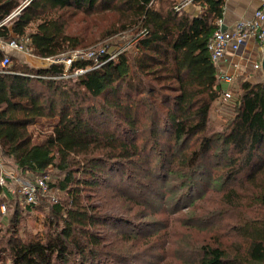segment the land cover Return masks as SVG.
Returning a JSON list of instances; mask_svg holds the SVG:
<instances>
[{"label": "trees", "instance_id": "16d2710c", "mask_svg": "<svg viewBox=\"0 0 264 264\" xmlns=\"http://www.w3.org/2000/svg\"><path fill=\"white\" fill-rule=\"evenodd\" d=\"M22 2L28 4L22 7ZM154 2L0 0V41L22 45L40 59L59 58L81 47L66 32L68 20L79 13H116L105 30L107 38L131 29L137 33L131 41L136 43L134 53L125 50L108 62L105 56L101 66L69 80L63 64L35 68L10 53L11 66H0L2 156L30 183L48 168L62 176L50 185L58 203L40 199L31 208L46 210L48 219L35 244L16 236L19 207L23 209L17 201L10 237L0 247V264H158V252L164 249L152 235L159 229L146 232L137 221L159 214L153 206L188 198L183 224L193 228L190 197L200 200L205 188L222 193L217 220L236 209L230 214L236 220L229 228L232 242L194 246L190 259L179 260L264 264V216L258 217L264 211V80L242 81L235 117L224 131L210 133L209 112L226 87L217 81L206 45L222 18L223 1L196 0L198 16L177 12L176 2L167 9L154 8ZM5 54L0 49V63ZM93 64L75 61L69 73ZM41 118L56 123L43 140L33 143L28 128ZM146 185L150 196L139 198L137 191ZM61 192L66 201L59 199ZM104 195L108 198L101 207L90 204L94 197L105 200ZM2 196L8 194L0 187V204ZM114 199L130 204L132 218L103 213L118 204ZM244 208L255 216H243ZM211 215L199 216V222L213 223ZM121 224L125 228L117 231Z\"/></svg>", "mask_w": 264, "mask_h": 264}, {"label": "rangeland", "instance_id": "374dc122", "mask_svg": "<svg viewBox=\"0 0 264 264\" xmlns=\"http://www.w3.org/2000/svg\"><path fill=\"white\" fill-rule=\"evenodd\" d=\"M27 2H22L20 6L27 5ZM19 10V9H17ZM14 11L13 13H18ZM12 13V14H13ZM116 13H102V14H93L89 16H85L79 13L76 17L68 20V26L66 32L70 36H75L81 41V47L78 51H85L90 49H100V47L108 45L109 49H113L116 46H122L123 49H126L130 52L133 51V47L136 44H131V41L137 33L136 31L131 29L129 31L118 34L115 37L107 38L106 37V29H108L112 23L116 20ZM11 19V18H10ZM9 19V20H10ZM35 26H31L29 28V32L33 31ZM106 30V31H105ZM27 43V42H25ZM26 53H17L12 51L10 53L11 57L23 61L27 63L29 66L35 68H44L52 64H63L64 65V78L67 80L71 78H75L76 75L74 71L70 74L68 71L66 72V64H68L70 55L72 51L68 54L60 56L59 58H50V59H40L36 57H30L29 53L25 50ZM134 53V52H132ZM70 58V59H69ZM12 64V62L10 63ZM72 64V63H71ZM89 70V69H87ZM86 70V71H87ZM241 79H237L233 82V84L229 87V92L231 94V99L227 102L216 101L209 112V125L208 131L210 133L222 132L226 129L229 122L235 117L236 114V105L238 104V95H239V87ZM56 123V119H47L41 118L38 119L34 125L28 128V131L32 134V142L37 143L44 139L46 135L51 132V127ZM0 164L2 166L3 173L15 175L16 177L23 178L18 170H16L13 161L9 158L2 156L0 151ZM46 175L48 176L49 188L50 185L54 184L59 178L61 179V175L57 176V171L53 168H48ZM118 183V180H115L111 183V188H108L107 194L108 196H112L114 192L112 187ZM12 189L15 190L16 186L12 184ZM148 185L144 187V190L137 191V195L140 197L150 196V190L147 189ZM110 189V190H109ZM201 191L200 194L203 193V197L200 200H195L196 197L192 195L190 198H194L193 206L191 210H194L193 216L191 218L193 228H187L184 226V222L187 220L185 218V206L186 203L190 200L186 198V200L182 202H176V205L172 203L169 206L160 207L153 206V211H159L156 216L149 217L145 220H140L137 222H143L144 226H146V232L154 231L155 229H159L153 233L154 240H157L158 247H162L164 250L158 252L160 255V259L157 261L158 264H185V259H190L192 256L190 255V248L194 246H200L201 244H214L213 242L219 241L222 245H229L232 242V238L229 234V228L233 226L235 223V218H231V213H234L236 209L229 210L226 215H220L219 220H217V213L220 209V197L222 195L221 192H217L215 190L207 189ZM250 193V190L246 192V195ZM199 194V195H200ZM50 195L53 199L58 203V195L57 193L50 188ZM59 199L61 201H66V196L63 192H61ZM167 196V194H166ZM169 197V196H168ZM3 200L0 204L5 206V213L2 214L0 211V247L6 245L7 239L10 237L9 232V220L15 211V204L17 201H21L22 198L17 195H12L10 193L8 196H2ZM105 200H99L98 197H94L90 204L101 207L102 204L108 198L104 195ZM138 199V198H137ZM49 203L54 204L52 199H42ZM118 201V199H114ZM114 200L107 201L109 203L115 202ZM39 201H37L38 203ZM23 207H19L21 210L18 226L16 230L17 238L25 244H35L44 234L47 225V211L40 208H33L35 205L27 207L23 203L18 202V204ZM36 203V205H37ZM56 203V204H57ZM178 203V204H177ZM250 203L249 200H245L244 204ZM117 205H122L123 208L121 210ZM114 206L112 209L111 206L107 207L104 210V214L109 217H118V218H127L126 216L132 218V214L127 212L128 205H130L127 201L126 203L122 201H118V204ZM18 207V206H17ZM27 208V209H24ZM29 208V209H28ZM255 209V208H254ZM212 212L210 219L213 223L203 225L202 222H199V216H203L206 212ZM175 213V214H173ZM243 216L254 217L253 213H249L248 210L243 209ZM258 217L264 216V211L258 213ZM175 215V216H174ZM237 215V214H233ZM180 218V220H178ZM117 223L118 219L115 218ZM201 221V219H200ZM136 222V223H137ZM125 228L124 225L118 226V230ZM112 231V230H110ZM145 234V233H144ZM143 234V235H144ZM152 240V239H151ZM168 249V250H167ZM169 251V252H168ZM175 254V256H174ZM4 255V254H2ZM176 257V258H175ZM182 259V260H179ZM10 261L7 260V263Z\"/></svg>", "mask_w": 264, "mask_h": 264}, {"label": "built area", "instance_id": "2783aa9c", "mask_svg": "<svg viewBox=\"0 0 264 264\" xmlns=\"http://www.w3.org/2000/svg\"><path fill=\"white\" fill-rule=\"evenodd\" d=\"M196 0H182L175 6L177 12L181 11L185 6L192 4ZM21 9L17 10L20 11ZM19 13V12H18ZM18 13H13L7 17L2 24L6 23L10 18L16 16ZM217 30L214 31L212 36L208 39L206 49L210 57L211 62L214 65L217 81L220 84L225 85L226 90L221 92V99L227 102L231 99L229 87L233 84L235 75L238 72L239 65L228 62V55H236L246 46L248 42H254L255 54H257L255 60L250 62L251 70L258 73L259 76L263 75L261 70V61L264 55V0L260 1L259 8L253 13L251 19L247 21H239L235 23L231 28L221 31L222 22L217 21ZM4 46V45H3ZM0 46L1 50L9 49V51H15L19 54L26 53L22 45L10 42L4 47ZM126 49L122 46H116L113 49H109L108 45L100 47V49H90L85 51H72L70 60L66 64V72L70 70L71 63L79 60H90L94 64L87 69H95L101 66L100 60L107 56L106 62L114 60L117 56L123 53ZM9 54L6 53L0 63L2 69H7L11 66ZM228 63V64H227ZM228 67V68H227ZM87 69H78L74 71V74L81 75L86 72ZM6 72V71H4ZM65 74V73H64ZM65 76V75H64ZM48 176L45 174L38 177L34 183H30L24 178L16 177L15 175L3 173L2 166L0 164V187L5 189V193L8 195L20 196L21 202L27 206L36 205L38 200L52 199L54 204L57 202L50 195V188L48 182ZM12 184L16 186L15 190L11 187ZM2 214L5 213V206L0 207Z\"/></svg>", "mask_w": 264, "mask_h": 264}, {"label": "crops", "instance_id": "0c3cea01", "mask_svg": "<svg viewBox=\"0 0 264 264\" xmlns=\"http://www.w3.org/2000/svg\"><path fill=\"white\" fill-rule=\"evenodd\" d=\"M160 1V2H159ZM182 0H155L153 3L154 8L162 7L163 9H167L169 3L176 2L180 3ZM222 27L224 29L231 28L235 23L239 21H247L252 18L253 13L259 8L261 0H222ZM182 12L192 15L198 16L201 13V7L194 2L190 5L185 6ZM5 46L6 44L0 41V46ZM3 46V47H4ZM5 53H11L9 49L3 50ZM255 44L254 42H248L244 48L241 49L239 53L236 55H228L227 59L229 63L238 64L239 69L235 75V80L241 79L242 81H263L264 76L260 75L251 70L250 62L248 63V59H251L253 62L257 56L255 54ZM33 57L32 55H29ZM228 64V63H227ZM32 67V66H31ZM228 68V67H227Z\"/></svg>", "mask_w": 264, "mask_h": 264}, {"label": "water", "instance_id": "95a60500", "mask_svg": "<svg viewBox=\"0 0 264 264\" xmlns=\"http://www.w3.org/2000/svg\"><path fill=\"white\" fill-rule=\"evenodd\" d=\"M225 29L222 27L221 31H224ZM261 70H262V74L264 76V55L262 57V61H261Z\"/></svg>", "mask_w": 264, "mask_h": 264}]
</instances>
